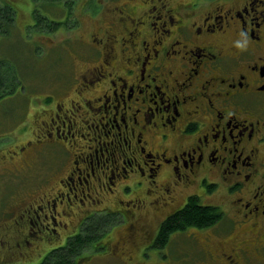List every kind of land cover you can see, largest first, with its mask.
I'll return each mask as SVG.
<instances>
[{
    "label": "flooded vegetation",
    "instance_id": "flooded-vegetation-1",
    "mask_svg": "<svg viewBox=\"0 0 264 264\" xmlns=\"http://www.w3.org/2000/svg\"><path fill=\"white\" fill-rule=\"evenodd\" d=\"M109 14L91 33L101 46L59 89L72 94L48 96L19 147L46 189L3 229L21 233V254L46 255L111 213L121 234L78 264L100 252L107 264H180L177 233L198 240L199 264H264V0H122ZM190 198L222 219L159 243Z\"/></svg>",
    "mask_w": 264,
    "mask_h": 264
},
{
    "label": "rangeland",
    "instance_id": "rangeland-1",
    "mask_svg": "<svg viewBox=\"0 0 264 264\" xmlns=\"http://www.w3.org/2000/svg\"><path fill=\"white\" fill-rule=\"evenodd\" d=\"M120 1L96 0L98 6L82 1L75 6L71 15H66L61 4L53 5L55 8L50 9L47 8L49 5L40 4L41 14L65 21L55 31H41V27L35 26L33 0H0V4L8 3L16 11L15 26L0 37V59L5 66L9 65L15 70L19 78L15 91L0 99V264H38L45 256L44 252L33 256L21 254V251L28 252L20 248L16 241L22 237L21 233L13 232L11 227L5 231L2 227L3 223L9 224L18 206L46 189L45 183L41 182L45 178L44 171L34 168L39 169L40 164L32 165L29 154L21 153L19 147L32 138L29 135L32 127L37 132V114L41 112L42 105L49 102L47 97L58 95L62 99L72 94V88L67 91L59 89L74 82V69L76 73L84 69L85 60L77 56H88L94 52L93 46H99L92 41L91 33H103V28L111 19L109 9ZM54 9L57 11L53 12ZM100 34L97 33V38L101 37ZM60 176L57 174L52 178L55 180ZM118 218L115 215L108 224L107 231L110 232L103 237V242L121 234L123 225H117ZM62 219L68 221L65 215ZM196 241L186 233L173 236L169 248L180 264L200 263L195 259V256H199ZM38 244L43 245L41 242ZM55 244L45 247L50 249ZM101 253L86 263L107 264L108 258L100 256ZM175 262L174 259L172 263Z\"/></svg>",
    "mask_w": 264,
    "mask_h": 264
},
{
    "label": "trees",
    "instance_id": "trees-1",
    "mask_svg": "<svg viewBox=\"0 0 264 264\" xmlns=\"http://www.w3.org/2000/svg\"><path fill=\"white\" fill-rule=\"evenodd\" d=\"M82 1L91 6H98L96 0H33V15L36 19V24L34 23L35 26L41 27V31H55L65 22L59 19H51L47 15L41 14L39 8L40 4L42 6L49 5V7H47L49 9L55 8L53 5L61 4V7L66 11V15H71L75 6ZM55 11H57V9L53 10V12ZM15 23L16 11L13 6L8 3L0 4V37L13 28ZM34 24L32 26H34ZM42 27L44 29H42ZM18 83L19 78L17 72L9 65L5 66L3 60L0 59V99L8 93H13ZM110 214L111 213H99L87 217L79 233L69 238L65 244L51 248L38 264H78V259L81 260L85 258L87 254L89 255L92 252L103 250L105 247L103 243H101L102 237L107 232V226L113 218V215ZM222 217L223 213L218 207L200 205L197 199L190 198L183 208L178 210L164 222L158 236V242H165L168 236L186 225H211L222 219Z\"/></svg>",
    "mask_w": 264,
    "mask_h": 264
}]
</instances>
